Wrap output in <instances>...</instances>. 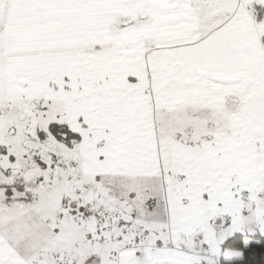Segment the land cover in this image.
Segmentation results:
<instances>
[{
    "label": "snow or ice",
    "instance_id": "snow-or-ice-1",
    "mask_svg": "<svg viewBox=\"0 0 264 264\" xmlns=\"http://www.w3.org/2000/svg\"><path fill=\"white\" fill-rule=\"evenodd\" d=\"M0 264H264V0H0Z\"/></svg>",
    "mask_w": 264,
    "mask_h": 264
}]
</instances>
